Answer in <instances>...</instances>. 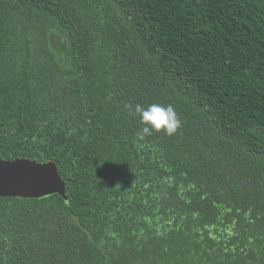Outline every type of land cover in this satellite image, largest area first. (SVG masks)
I'll use <instances>...</instances> for the list:
<instances>
[{"label": "trees", "instance_id": "16d2710c", "mask_svg": "<svg viewBox=\"0 0 264 264\" xmlns=\"http://www.w3.org/2000/svg\"><path fill=\"white\" fill-rule=\"evenodd\" d=\"M19 158L66 195L0 198V264H264V0H0Z\"/></svg>", "mask_w": 264, "mask_h": 264}, {"label": "water", "instance_id": "95a60500", "mask_svg": "<svg viewBox=\"0 0 264 264\" xmlns=\"http://www.w3.org/2000/svg\"><path fill=\"white\" fill-rule=\"evenodd\" d=\"M66 189L55 162L0 159V198L44 199Z\"/></svg>", "mask_w": 264, "mask_h": 264}, {"label": "clouds", "instance_id": "9594fccd", "mask_svg": "<svg viewBox=\"0 0 264 264\" xmlns=\"http://www.w3.org/2000/svg\"><path fill=\"white\" fill-rule=\"evenodd\" d=\"M135 111L139 114V122L143 125L140 133L141 138L151 135L153 132H163L172 136L181 126V122L171 106L151 104L145 109L138 105Z\"/></svg>", "mask_w": 264, "mask_h": 264}]
</instances>
